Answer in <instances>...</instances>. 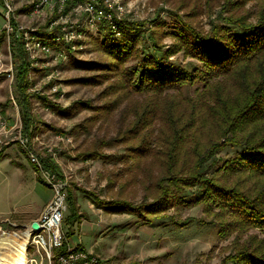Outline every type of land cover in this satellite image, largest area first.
<instances>
[{
  "label": "rangeland",
  "instance_id": "rangeland-1",
  "mask_svg": "<svg viewBox=\"0 0 264 264\" xmlns=\"http://www.w3.org/2000/svg\"><path fill=\"white\" fill-rule=\"evenodd\" d=\"M237 1L123 0L118 37L107 22L89 26L83 13L57 19L66 11L24 8L10 16L8 30L0 12V264H26L24 231L51 198L54 182L72 201L69 206L66 201L62 219L65 238L96 255L100 264H247L233 261L243 251L264 249V226L246 222L220 195H225L222 187L237 188L243 201L237 204L251 200L248 176L222 173L239 149L224 147L209 159L204 186L172 185L171 178L187 175L165 162L166 143L157 128L166 126L168 132L167 125L153 120L150 127L135 126L132 110L151 94H125L119 88L123 69L142 55L165 56L180 45V27L207 33L233 13L247 18L259 10L251 0L244 6ZM28 33L48 39L52 52L25 50L22 38ZM56 33L62 39L58 44L50 40ZM65 33L73 35L68 43ZM126 34L137 39L124 61L100 48L105 36L120 40ZM22 61L24 81L18 74ZM167 62L186 72L202 67L183 47ZM192 85L183 89L201 82ZM20 93L26 97L27 127ZM211 134H201L198 142Z\"/></svg>",
  "mask_w": 264,
  "mask_h": 264
},
{
  "label": "trees",
  "instance_id": "trees-1",
  "mask_svg": "<svg viewBox=\"0 0 264 264\" xmlns=\"http://www.w3.org/2000/svg\"><path fill=\"white\" fill-rule=\"evenodd\" d=\"M250 0H239L244 6ZM257 7L250 17L244 15L224 18L225 24H212L207 33L193 27L182 26L179 33L180 45L166 50L165 56L147 52L137 64L123 69V83L119 88L125 94L133 91L148 95L144 104L139 103L132 110L135 126L150 127L153 120L166 126H158L162 135L165 162L176 174L187 177H173L171 184L203 185L205 165L224 147H237L236 156L222 166L225 175L242 174L251 181L250 201L243 202L237 188H221L220 194L228 206L245 218L246 222H257L264 226V0H251ZM243 4V5H241ZM242 8V7H241ZM175 36V35H174ZM185 36V37H183ZM136 37L124 35L120 40L105 36L100 48L115 60L124 61L135 48ZM156 47V46H155ZM198 59L202 67L186 72L183 68L167 62L168 56L181 50ZM20 49V48H19ZM25 61L19 67V77L25 78ZM197 80L200 86L191 87ZM130 87V89H128ZM176 90V95L162 92ZM20 107L24 126L26 119V97L20 93ZM28 105V103H27ZM186 111V113H185ZM28 117V116H27ZM181 120L184 122L181 123ZM163 122V123H162ZM207 136L205 143L198 142L201 134ZM91 156V155H89ZM46 168H54L53 163ZM211 184V183H210ZM220 189V190H221ZM230 189H237V193ZM208 192V191H207ZM166 193H161L164 197ZM214 193H211V197ZM66 201L72 203L67 194ZM160 202V201H159ZM234 202V203H233ZM73 215V213L71 214ZM71 222V221H70ZM65 236V235H64ZM66 237V236H65ZM264 264V249L252 248L237 254L233 262ZM55 264H58L54 260ZM235 264V263H234Z\"/></svg>",
  "mask_w": 264,
  "mask_h": 264
},
{
  "label": "built area",
  "instance_id": "built-area-1",
  "mask_svg": "<svg viewBox=\"0 0 264 264\" xmlns=\"http://www.w3.org/2000/svg\"><path fill=\"white\" fill-rule=\"evenodd\" d=\"M123 0H0V12L6 20V27L9 30V19L11 15H20L27 8L34 9L35 12L57 11L58 13L66 11L60 18H67L71 15L83 13L84 19L89 26L95 22H107L113 36L121 35L117 25V16L123 13ZM68 10V12H67ZM63 13V12H62ZM60 13V15L62 14ZM56 22V21H54ZM24 34L22 44L25 50L34 51L39 54L52 52L48 39H39ZM66 43L73 37L72 34L65 33ZM50 40L55 43L62 42L60 34H54ZM62 44H59L60 46ZM58 55L62 54V49H55ZM33 160L35 158L32 157ZM52 196L43 206L38 218V231L30 232L26 247V264H44V262L56 261L58 264H100L98 257L78 246L66 244V239L62 231V219L66 209V194L60 182L52 183ZM33 249L35 254H27Z\"/></svg>",
  "mask_w": 264,
  "mask_h": 264
},
{
  "label": "crops",
  "instance_id": "crops-1",
  "mask_svg": "<svg viewBox=\"0 0 264 264\" xmlns=\"http://www.w3.org/2000/svg\"><path fill=\"white\" fill-rule=\"evenodd\" d=\"M17 167H19V164L23 163L21 160L19 162H17ZM50 199V196L49 197H46V199L43 201V204H41V210L43 208V206L46 204V202ZM40 210V212H41ZM40 214V213H39ZM37 218H34V219H31L29 223H33L34 221H36ZM66 239V244L70 245V242L68 241V238H65ZM79 243H76L75 245L73 244V246H79L78 245ZM20 251V250H19Z\"/></svg>",
  "mask_w": 264,
  "mask_h": 264
},
{
  "label": "bare ground",
  "instance_id": "bare-ground-1",
  "mask_svg": "<svg viewBox=\"0 0 264 264\" xmlns=\"http://www.w3.org/2000/svg\"><path fill=\"white\" fill-rule=\"evenodd\" d=\"M28 237H29V229L24 231V235H23V240H24V246H22L23 251H26V247H27V243H28ZM25 255V254H24ZM26 256V255H25ZM18 258H22L19 254H18ZM22 263V262H21Z\"/></svg>",
  "mask_w": 264,
  "mask_h": 264
},
{
  "label": "water",
  "instance_id": "water-1",
  "mask_svg": "<svg viewBox=\"0 0 264 264\" xmlns=\"http://www.w3.org/2000/svg\"><path fill=\"white\" fill-rule=\"evenodd\" d=\"M30 229H31L30 232L38 231L39 230V225H38L37 221H34L33 223H31Z\"/></svg>",
  "mask_w": 264,
  "mask_h": 264
}]
</instances>
